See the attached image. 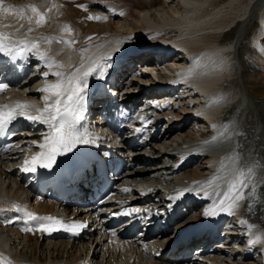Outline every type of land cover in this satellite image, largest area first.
I'll return each instance as SVG.
<instances>
[{
    "label": "bare ground",
    "instance_id": "6f19581e",
    "mask_svg": "<svg viewBox=\"0 0 264 264\" xmlns=\"http://www.w3.org/2000/svg\"><path fill=\"white\" fill-rule=\"evenodd\" d=\"M9 4L14 8L0 12V31L20 33L19 37L36 41L49 58L58 60V70L64 75L74 72L81 63L87 67L90 61L101 62L109 54L115 57L116 50L111 47L118 42L121 45L127 42L130 46L158 38L169 44L178 43L174 48L182 49L177 54L163 57L164 61L184 63L189 61L188 53L199 56L214 52L226 67L219 82L201 83L202 91L208 94L207 99L197 91L198 86L189 89L185 96L179 95L178 102L170 107L155 103L168 94L155 96L142 92L130 102L123 101L119 105L126 108L130 103L132 128L142 124L140 116L133 112L140 107L145 119L151 121V128L161 127L165 131L157 133L154 136L156 143L149 141L147 149L130 151L128 161L137 169L119 182L120 204L107 206L99 215L84 208L76 217L93 221L97 231L103 234L107 229L120 231L116 241L107 242L109 235L103 236L104 241L94 240L93 234H88L80 243L71 245L61 240L45 241L35 232L37 236H22L24 232L19 228L11 229L9 224L5 225L4 220L16 219V213L24 216L23 209L32 205L35 195L31 184L19 172L22 165L14 162L13 167L7 166L16 154L14 158L11 151L0 153V209H4L0 212V263L176 264L177 249L194 248L203 252L205 258L192 257L187 264H264V246L250 249L233 260L231 251L234 248L229 240L222 238L214 245V242L209 244V240L218 238L219 234L209 238L210 233H207L197 243L199 235L195 234L188 239L174 240L175 231L161 233L157 238L160 252L167 250L165 255L157 258L145 252L150 250L149 247L142 248L135 234L123 230L121 224L126 221H120L119 214L115 213L119 210L128 215L133 208L144 206L133 203V198L145 182L146 195L151 197L149 202L158 198L148 207L155 212V205H158L163 210L158 218L166 224L175 216L179 237L183 227H193L210 219L220 220L226 214L227 219L221 223L227 226L225 234L231 230L230 233L238 235L235 241L245 240L241 247L249 244L251 231L255 232V237H262L254 244L264 241V0H4L5 7ZM28 5H35L37 12L44 14L45 19L39 25L36 23L39 15L27 7L21 10V6ZM89 16L93 19L89 20ZM165 23L169 24L162 33L146 32ZM29 28L33 30L29 32ZM141 60L146 61L143 57ZM121 70L127 77L131 76L132 70L118 69L117 64L114 74L121 76ZM53 79L43 78L48 82ZM98 80L92 78L90 84L96 86ZM114 88L123 94L129 90L127 85L115 84ZM19 92L5 101L13 106L23 98L44 103L42 96L45 94L40 97L26 87H19ZM117 98L124 100L125 96L119 94ZM197 102L202 104L197 106ZM199 109L201 117L193 116ZM95 113L92 110V114ZM169 115L179 122L171 121ZM210 127L215 131H202ZM25 139L28 143L34 140L27 137L22 141ZM123 142L117 144L121 153H124ZM178 151L181 157H175ZM235 175L248 187L241 190L245 197L242 199L244 207L237 211L238 207L232 205L229 214L225 195L228 183L233 182ZM125 188L130 191L124 192ZM178 191L181 195L170 201L169 197ZM10 195L13 197L4 200ZM185 196L190 198L185 200ZM218 201L224 203L226 211L215 218L203 217L206 207L217 205L218 210ZM43 202L38 206L41 213L52 212L56 207L51 200ZM61 206L59 212H69L70 207ZM248 224L253 227L249 229ZM200 260L204 261L201 263Z\"/></svg>",
    "mask_w": 264,
    "mask_h": 264
},
{
    "label": "snow or ice",
    "instance_id": "6c2138e0",
    "mask_svg": "<svg viewBox=\"0 0 264 264\" xmlns=\"http://www.w3.org/2000/svg\"><path fill=\"white\" fill-rule=\"evenodd\" d=\"M25 7L30 8L34 14L39 15L40 19L36 21L37 25L44 21V14L37 12L35 5L21 6V10ZM13 5H7L5 7L4 0H0V12H8L13 10ZM50 10V9H49ZM31 19V18H29ZM89 20L93 17L89 16ZM97 20L103 19L102 17H95ZM21 28L23 25L20 26ZM33 29L29 28L28 31L31 32ZM19 31V29H17ZM12 33L5 35L4 32L0 31V53L6 54L8 56L21 55L26 51H39L35 43H29L25 41H13L10 39ZM52 38H49L51 40ZM89 39H92L90 37ZM7 41V42H6ZM123 49H117L121 52ZM40 60L44 61L45 66L50 68L53 66L54 61L46 58L43 54L39 57ZM114 58L112 56L102 58L101 62L90 61V66H85L81 63L76 67L75 71L69 75H64L61 72L53 73L57 78L55 84L49 85L46 88L40 89V92H51V96H42L44 100L45 107L43 110L37 109L38 115L27 114L24 109L32 107V105H18V109L15 113L9 110L5 112L0 109V131H3L18 117L27 119L32 123H39L46 126V132L40 136V141H31L27 147H37L39 149H47V151L41 152L37 151L36 154L31 158H24L22 170L26 173H35L37 171V166L43 169H50L52 165L56 162V158L60 155H67L72 153L80 145H88L91 141L88 139L90 132L80 133L76 125L84 119L83 113L87 110L88 101V88L90 84V79H106L110 71L113 68ZM107 69V71H105ZM136 75H139L137 73ZM41 78L46 79L49 76L47 71H42L40 73ZM10 86L7 83L0 82V93H3ZM158 106V105H157ZM7 107V106H5ZM170 107V106H165ZM150 120H145L143 123L147 125ZM227 127L226 125L224 126ZM135 131H142L141 128H136ZM223 132L220 133L223 136ZM14 135V134H13ZM215 139V138H214ZM19 147V145H17ZM247 171H251L248 169ZM239 187L237 183H233L232 188L236 191L235 200L239 201L244 199V193L241 191L243 188H247L248 185L245 181L237 178ZM124 192H129L130 189H123ZM182 191V190H181ZM181 191H178L175 196L169 197V200H175ZM253 196H255V189L253 188ZM110 198V197H109ZM103 202V201H102ZM219 208L217 210V205H212L211 207H206L202 213L205 218H215L219 214H223L226 211L225 205L222 201H218ZM4 209H0V212ZM227 211L231 214V205L228 206ZM157 215H162L163 210H158ZM115 215V214H114ZM148 215H151L150 213ZM25 216L28 221L35 222L34 227L49 235L52 232L60 230L56 226L62 225V221L59 219H54L52 217H39L31 212H25ZM18 219V218H17ZM16 219H5V225L16 223ZM247 223V221H244ZM68 231H72L75 228H84V224L73 223L70 226H66ZM253 225L248 224V228L251 229ZM22 231L31 232L32 227H23ZM33 234H35L33 232ZM115 235V233H113ZM262 237L256 236L255 239H250L248 241L249 245L256 243ZM160 253L157 252L156 255ZM2 255V254H0ZM8 264H12L11 261Z\"/></svg>",
    "mask_w": 264,
    "mask_h": 264
}]
</instances>
